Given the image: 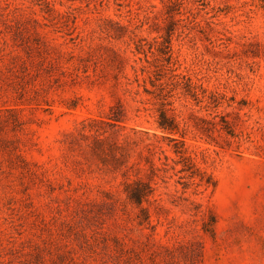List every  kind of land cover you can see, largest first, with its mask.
I'll list each match as a JSON object with an SVG mask.
<instances>
[{
    "label": "rangeland",
    "instance_id": "1",
    "mask_svg": "<svg viewBox=\"0 0 264 264\" xmlns=\"http://www.w3.org/2000/svg\"><path fill=\"white\" fill-rule=\"evenodd\" d=\"M0 264H264V0H0Z\"/></svg>",
    "mask_w": 264,
    "mask_h": 264
},
{
    "label": "trees",
    "instance_id": "2",
    "mask_svg": "<svg viewBox=\"0 0 264 264\" xmlns=\"http://www.w3.org/2000/svg\"><path fill=\"white\" fill-rule=\"evenodd\" d=\"M171 14H174V12H170ZM164 40V38H163ZM165 40H168V38H165ZM168 41H166L167 43ZM164 41L160 42L158 46H156L155 48L153 47V50H151V59L152 61H148L149 63V67H151V65L156 66V60L157 58H161V56L164 54ZM160 127L163 130L169 131V132H173L176 131L178 129V126L175 124V122L169 118L166 114H161V120L159 121ZM141 195H138L137 198V203H141L142 199L140 197Z\"/></svg>",
    "mask_w": 264,
    "mask_h": 264
}]
</instances>
